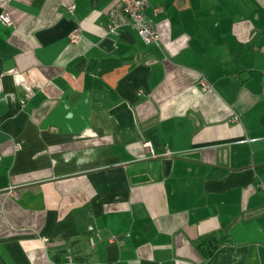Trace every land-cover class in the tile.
Returning a JSON list of instances; mask_svg holds the SVG:
<instances>
[{
	"label": "crops",
	"instance_id": "1",
	"mask_svg": "<svg viewBox=\"0 0 264 264\" xmlns=\"http://www.w3.org/2000/svg\"><path fill=\"white\" fill-rule=\"evenodd\" d=\"M111 2L0 0V264H264V0Z\"/></svg>",
	"mask_w": 264,
	"mask_h": 264
},
{
	"label": "built area",
	"instance_id": "2",
	"mask_svg": "<svg viewBox=\"0 0 264 264\" xmlns=\"http://www.w3.org/2000/svg\"><path fill=\"white\" fill-rule=\"evenodd\" d=\"M147 4L148 0H112L108 10V16L110 19L109 32L114 35H119L122 29L125 27H132L138 32L139 36L146 44L159 42V33L156 26L150 19L147 18L146 14L144 13V9ZM74 9L75 4L73 3L67 7V10L70 13H73ZM158 10L160 9L157 8L156 11ZM0 21L4 25H10L12 23L10 14L6 10L2 11L0 14ZM80 38V33H72L70 35V40L72 43L78 42ZM201 83L204 90H208L210 88V84L205 80H202ZM233 120H239V116H235ZM142 147L145 149V151H147L149 157L159 156L155 152L150 141L144 140L142 142ZM164 155L173 157L174 153L170 150H166ZM44 240L46 241V238ZM110 241L118 243L123 242V240L116 235H112L110 237ZM68 261L72 262L73 259L69 257Z\"/></svg>",
	"mask_w": 264,
	"mask_h": 264
},
{
	"label": "trees",
	"instance_id": "3",
	"mask_svg": "<svg viewBox=\"0 0 264 264\" xmlns=\"http://www.w3.org/2000/svg\"><path fill=\"white\" fill-rule=\"evenodd\" d=\"M211 250H213V249H211Z\"/></svg>",
	"mask_w": 264,
	"mask_h": 264
}]
</instances>
